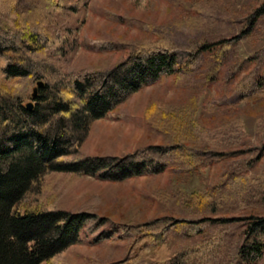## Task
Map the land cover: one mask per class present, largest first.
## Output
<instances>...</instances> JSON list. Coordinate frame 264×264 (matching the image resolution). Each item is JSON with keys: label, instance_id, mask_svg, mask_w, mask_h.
I'll use <instances>...</instances> for the list:
<instances>
[{"label": "trees", "instance_id": "16d2710c", "mask_svg": "<svg viewBox=\"0 0 264 264\" xmlns=\"http://www.w3.org/2000/svg\"><path fill=\"white\" fill-rule=\"evenodd\" d=\"M63 11H68L66 0H0V264H53L78 243L79 232L94 218L88 212L57 210L45 195L42 178L47 173L101 172V178L112 181L168 173L178 182L192 178L201 165L235 154L217 152L215 147L236 146L244 139L240 119L222 129L206 130L198 122L194 101L153 102L144 120L162 144L139 148L121 159L70 161L92 121L162 77L186 75L193 62L169 44L134 41L125 45L129 53L114 67L68 74L49 54L57 44L50 27ZM263 20L264 2L245 31L206 43L190 56L201 60L213 53L216 68L237 53L238 44L252 31H262ZM40 81L43 86L33 99L36 105L29 110L25 102ZM238 87L241 95L228 103L261 98L264 76L244 80ZM260 153L264 158V146ZM175 189V194L154 198L162 209L172 210V216L124 228L113 223L110 232H100L99 241L124 244L123 257L107 264H146L145 259L151 264H264V190L258 179L238 178L232 171L206 192L188 193L181 185ZM247 208L251 212L245 217H211ZM229 225L235 226L230 234L223 229ZM199 237L191 247L183 243Z\"/></svg>", "mask_w": 264, "mask_h": 264}, {"label": "rangeland", "instance_id": "374dc122", "mask_svg": "<svg viewBox=\"0 0 264 264\" xmlns=\"http://www.w3.org/2000/svg\"><path fill=\"white\" fill-rule=\"evenodd\" d=\"M263 2L87 0L82 3L81 0H66L68 11L56 15L50 27L57 44L49 54L68 74L83 69L112 68L127 57L129 51L125 45L134 41L169 44L193 62L192 71L186 75L162 77L155 84L132 94L103 118L92 121L77 153L68 157L70 161L121 159L139 148L162 144L161 137L150 133L144 120L146 108L153 102L181 105L194 101L198 107V122L206 130L222 129L240 119L244 139L236 146L215 147L217 152L235 154L201 165L192 178L178 180L180 184L168 173L123 181L103 179L101 172L94 176L47 173L42 178L45 195L57 210L71 214L88 212L94 216L79 232L78 243L55 258L53 264L119 261L118 258L123 257L124 244L118 247L111 241L103 242L102 238L99 241L100 232H110L113 223L124 228L172 216L173 211L162 209L154 198L175 194V188L180 185L188 193L198 189L206 192L218 187L225 172L233 171L238 178L258 179L264 190V158L259 156L264 146V95L228 103L241 95L238 86L242 81L264 76V20L259 24L262 31H252L246 41L238 44L237 53H232L216 68L213 53L204 54L201 60L190 56L206 43L229 39L245 31L247 21ZM217 48L216 45L213 49ZM34 88L25 102L26 107L31 103L32 109L36 105L31 98ZM210 104L213 106L209 108ZM250 212L248 208L226 210L211 217L239 218ZM234 228V225L223 227L229 234ZM200 239H184L183 243L191 247ZM149 261L151 264V259H145L146 264ZM208 264L216 263L209 261Z\"/></svg>", "mask_w": 264, "mask_h": 264}, {"label": "water", "instance_id": "95a60500", "mask_svg": "<svg viewBox=\"0 0 264 264\" xmlns=\"http://www.w3.org/2000/svg\"><path fill=\"white\" fill-rule=\"evenodd\" d=\"M42 86H43V82H41V81L36 84L35 88L32 91V94H31V98L32 99H34L37 96L38 89L41 88ZM27 108L29 110H31L32 109V104L31 103L28 104Z\"/></svg>", "mask_w": 264, "mask_h": 264}]
</instances>
